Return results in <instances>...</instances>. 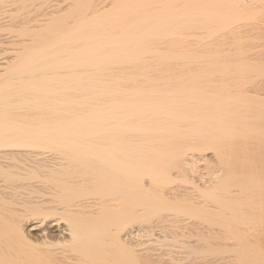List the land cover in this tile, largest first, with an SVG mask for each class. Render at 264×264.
Here are the masks:
<instances>
[{"label": "bare ground", "instance_id": "1", "mask_svg": "<svg viewBox=\"0 0 264 264\" xmlns=\"http://www.w3.org/2000/svg\"><path fill=\"white\" fill-rule=\"evenodd\" d=\"M225 254L264 264V0H0V264Z\"/></svg>", "mask_w": 264, "mask_h": 264}, {"label": "rangeland", "instance_id": "2", "mask_svg": "<svg viewBox=\"0 0 264 264\" xmlns=\"http://www.w3.org/2000/svg\"><path fill=\"white\" fill-rule=\"evenodd\" d=\"M137 232V231H135ZM141 235L140 236H137V238L139 239V242H138V245H137V248H143L145 247V239H146V236L144 234L143 231H140L139 232ZM161 249H163L162 247H159L157 248L156 252H159ZM214 259L218 260V262H221V264H227V260H228V255H222V256H217V257H214Z\"/></svg>", "mask_w": 264, "mask_h": 264}]
</instances>
